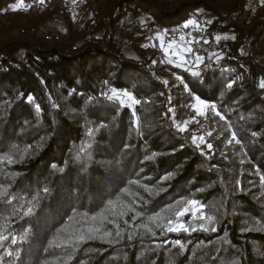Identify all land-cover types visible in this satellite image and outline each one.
I'll use <instances>...</instances> for the list:
<instances>
[{"label":"trees","instance_id":"obj_1","mask_svg":"<svg viewBox=\"0 0 264 264\" xmlns=\"http://www.w3.org/2000/svg\"><path fill=\"white\" fill-rule=\"evenodd\" d=\"M94 1L99 5L96 24L107 28L95 43L80 45L75 52L64 41L48 43L38 35L0 40V140L7 138L0 144V157L12 155L15 161L0 162V234L19 236L30 230L22 246L19 240L12 246L10 239L0 244L14 252L11 259L4 257V264H213L214 258L215 264H264V90L259 88L264 64L254 55L264 45V5L260 0ZM16 2L0 0V36L48 21L73 29L63 0H23L21 10L13 11ZM141 15L167 37L192 34L198 40L205 36L211 45L222 44L223 58L206 60L210 67L203 69V84L183 68L169 65L166 69L181 81L169 86L159 80L150 66L155 51L141 49L149 42L147 36L129 42L134 56L110 46L106 30L126 29ZM188 19L205 29L183 28ZM208 20L212 23L206 24ZM233 34L236 40L224 39ZM122 68L129 79L120 82V89L126 84L141 101L132 108L101 95H111ZM236 76L242 79L227 90V81ZM105 80L110 83L105 85ZM184 82L213 99L225 119L208 109L206 116H196L187 106L194 99ZM21 93L32 95L34 102L25 98L20 103ZM169 107L173 112L166 116ZM173 115L175 123L186 127L184 133L175 129ZM232 131L244 141L246 152L234 141L228 143ZM194 136L196 143L203 138L213 145L207 156L194 146ZM202 146L208 152L206 144ZM153 153L152 160L145 159ZM81 160L87 161V171ZM168 173L172 176L163 180ZM5 190L15 198L12 204L2 195ZM141 197L160 213V222L175 220L195 199L204 214L184 222L208 225L202 217L211 215L219 231L169 234L171 242L184 241L183 250L174 243L153 247L150 237L128 243L126 234L114 246L95 239L73 247L89 229L104 226L115 232L107 220L118 221L123 230L121 213L149 206ZM30 206L39 215L21 224Z\"/></svg>","mask_w":264,"mask_h":264},{"label":"snow or ice","instance_id":"obj_2","mask_svg":"<svg viewBox=\"0 0 264 264\" xmlns=\"http://www.w3.org/2000/svg\"><path fill=\"white\" fill-rule=\"evenodd\" d=\"M45 0H37V3L43 4ZM261 4L264 5V0H260ZM24 6L23 0H17L16 3L12 5V10L13 11H19L21 8ZM28 8L31 7V5H27ZM197 21H194L192 19H188L184 24L183 28L187 29L190 25H195L197 24ZM206 24H211L212 21L208 20L205 22ZM166 34V33H165ZM221 37L217 36L216 39L219 40ZM224 39H229L228 36H225ZM230 39L236 40V36L233 34ZM197 43H204L207 44L209 43L208 40H204L201 38V40H196L193 38V40L190 42V44L183 49L181 52L180 49H176L173 47H168L165 48L163 43H161V49L164 53V56H173L177 53H179L181 59V63L178 64V67L183 68L185 71H187L191 76L195 77L196 79H199L201 81V84L204 83L202 76H203V69L210 67L208 63H206V57L201 55L195 48V45ZM143 46V45H142ZM154 46V45H153ZM240 54L245 55L243 49H240ZM222 55L217 52H210L207 56V60H215V61H220L222 59ZM191 59V62L189 60ZM165 61L162 59L160 63H164ZM175 59L168 60L167 63H174ZM153 64H156L157 61H153ZM134 70V69H133ZM129 79L127 75V70L126 69H121L120 74L117 76V86H113L110 88L111 95H108L107 93H102V96H105L107 100L113 101L119 100V103L121 105H125V100L123 98H127L129 101H131L132 105H138L140 104V100L136 98L133 92H129L127 90V85L125 84V87L123 89H120L119 84L120 82L127 81ZM177 79H181L178 77ZM242 79L240 76H236L235 78H229L227 81L225 88L227 90L233 89L235 83L237 80ZM105 85H108L110 83L109 80L104 81ZM165 84L168 83V81H164ZM184 88L185 91L188 93L189 97L193 98L195 100V104H189L187 106L191 107L198 115L200 116H206V112L202 111V109H208V110H216V115L220 117V119H225L223 115H221L220 111L218 110L217 104L214 102L213 99L203 97L201 94L196 93L192 87H190L187 82H184ZM259 88L261 90H264V77H261L260 83H259ZM223 95V93H221ZM26 98L27 103H32L34 102V97L29 94L21 93V100L19 101L20 103H24ZM169 102L171 104V99L169 98ZM36 111L40 112L41 108L40 105H36ZM173 109L172 107L168 108V112L165 113L167 116L168 113H172ZM176 117L175 115L172 116V121L175 126V129L177 130L178 133H184L186 131V127H182L180 124L175 123ZM28 124V122H25ZM187 122H185L186 124ZM29 127L31 126L30 124L28 125ZM102 127L104 125H101ZM229 129H231V125H229ZM91 133V130H90ZM53 135H55V132H53ZM251 135L253 137L258 136V133L255 131H252ZM7 138L5 137V140ZM196 137H193V144L197 148V150L200 151L202 155H208L212 148L213 145L210 143L204 142L203 138H201L202 143H196ZM5 140H0V144L5 143ZM235 142L236 145L240 146L241 151L246 152V149L244 147V141L238 136L236 131L231 132V139L228 141L229 144L232 142ZM203 144H206V148L208 149V152L204 151V146ZM132 146L131 145H124L125 150H130ZM181 148H183V145H180ZM4 149H0V151H3ZM175 151V149H173ZM156 154L153 153L152 156H146V160H152L153 156ZM222 156H224L225 159H227V156L225 153H221ZM79 159V158H77ZM7 162L9 165L14 164L15 161L12 157V155H7L4 157H0V162ZM81 164L83 165L85 171H87V161H80ZM53 169L57 168L56 164H53L51 166ZM212 167H216V165H212ZM60 173H64L65 169L60 168L59 169ZM172 176V173H168L163 177V180L167 181L170 177ZM137 181H131V183H136ZM239 183V182H238ZM242 188V185H241ZM44 193L46 195L49 194V189L47 187L44 188ZM126 192L127 189H124ZM161 191H164L161 189ZM203 191V189H201ZM7 199L8 204H12L14 202V197H11L8 195L7 190L2 193ZM143 200V198H140ZM112 201H109V204H111ZM144 205H149V201L143 200ZM189 207L184 210V211H178L176 213V219L173 220L171 218L167 219L166 222H160L158 217L160 216L159 212H153V209L150 207H144L143 210H138L136 207H129L127 213H121V217H124L123 224H124V229H121V224L118 221H113V220H107L108 224H114L116 231L112 232L109 230L107 227H98L94 229H89L85 234L81 235L76 243L73 244V247L76 248L80 244L86 243L91 240L99 239L103 242H106L109 245H118L121 244L125 240V234H126V240L128 243H133L136 239H139L141 243L144 242V240L147 237H150L151 240V245L153 247H157L160 245H167L169 247L172 246L174 243L175 246L183 250L184 246V241L181 239H176L174 242H171L167 239V236L169 234H185L188 236H191L194 232L201 231V232H211V233H217L219 229L215 226V221L213 216L209 215L207 217H202V219H206L209 223L208 225L205 224H199L198 226H192L191 224H186L184 221L186 220L187 217L189 216H197L200 217V212L195 211L192 206L197 204V201L195 199L191 200L188 202ZM75 211V209H73ZM128 213H132L131 215V221L127 219ZM152 213V214H150ZM24 219L21 221V224L24 223H31V220L34 219L36 216L39 215V212H35L33 207H28L27 212L23 213ZM92 219H96L95 216L92 217ZM147 220V223H139L141 220ZM140 229H143L144 231H140ZM135 230V231H133ZM226 235V234H225ZM30 238V230L25 228L19 236L17 235H12V236H6L3 234H0V244H3L4 242H7L9 239L11 240V245L12 246H17L18 240L19 244L22 246L27 243L28 239ZM198 243L203 244L206 243V241H199ZM0 251H3L4 256H0V264H4V257H7L11 259L13 257V249H4L0 248ZM18 252V249H16ZM17 260H19V256H17ZM158 264V261L156 262ZM213 264H215V258L213 259Z\"/></svg>","mask_w":264,"mask_h":264},{"label":"rangeland","instance_id":"obj_3","mask_svg":"<svg viewBox=\"0 0 264 264\" xmlns=\"http://www.w3.org/2000/svg\"><path fill=\"white\" fill-rule=\"evenodd\" d=\"M63 1H65V0H63ZM94 2H95L94 0H88V5L86 8H83L81 11H79L77 13H73L72 15L69 14L70 23L73 26V29L71 31H68L67 26L65 24L56 23L53 25V23H50L49 21L47 22L46 25H38V26H35V23H30L28 25V27H36L38 29L46 30V32L50 31L51 33H56V34L58 33L59 35H61L62 41L68 43L71 46L79 45L81 39L86 35L88 36L89 30L92 28L94 29V33L92 34L93 36L90 38L91 39H95L97 37L101 38L103 36L107 26L105 23L101 24V26H98L96 24V21H97L96 15L98 14L99 5L95 6ZM219 2H221V4H222V3H226L227 0H219ZM250 2H251V0H250ZM247 9H249V6L247 7ZM194 21H197V20H194ZM197 22L198 23L195 25H190L192 30L203 31L205 29V25L199 21H197ZM20 29L21 28H19L18 30H20ZM154 29L156 31L152 32V30H154ZM18 30L14 31V33H12L11 35L0 36V40L3 37H5V38L2 40H5L9 36H13V35H17V37H18L19 36ZM106 31L110 35L111 40H116L120 44V46L124 48V52L127 55H131V56H134V50H132L129 47V42H132V40H134V38L136 39V38H141V37L147 36L149 38V42L147 44H143L141 49L144 52H147L149 49L155 51L156 57L153 61H157V63L153 64L152 63L153 61H152L150 63V66L153 68V71H154V74L156 75V77L159 80H161L163 83H164V81H168L167 84H169V86H171V85L177 86L176 85L177 82L181 81V79H177L178 76L172 75L171 72L166 69V66L167 65L177 66L178 64L181 63L182 58L180 57L179 53H177L175 55V57H173L171 55L165 57L164 53L161 49V43H163L165 48L173 47L176 49H180V51L182 52L183 49L190 44V42L193 40V38H195L192 34H183V35H179L176 37H167L168 35L165 34L166 32L164 30L157 28L149 17L143 16V15L140 16V18L138 19V21L136 23L130 25L126 29H122V28L117 27L114 29L106 30ZM19 37H21V36H19ZM202 37L204 40H206L205 36H202ZM196 40H198V39H196ZM208 46H214V45H211L210 43H207L205 46L200 44V43H197L195 45L196 50L201 55L205 56L206 60H207V56L210 52L219 53L218 50H213L211 48H208ZM254 55H255L256 60L260 64L263 65L264 64V45L263 46L260 45L258 52ZM162 59L165 61L164 63H160V61ZM172 59H175L174 63H167L168 60H172ZM189 62H191V59L189 60ZM262 77H264V76H262ZM123 99L125 100V105H127L131 108L133 107L131 101H129L127 98H123ZM193 104H195V100H194ZM202 111H205V109H202ZM196 116H199V115L196 113ZM192 207L194 208V212L199 211L201 215L204 214V208L202 206L194 205ZM191 217L194 218L195 215H193Z\"/></svg>","mask_w":264,"mask_h":264},{"label":"built area","instance_id":"obj_4","mask_svg":"<svg viewBox=\"0 0 264 264\" xmlns=\"http://www.w3.org/2000/svg\"><path fill=\"white\" fill-rule=\"evenodd\" d=\"M65 4H66V10L69 14H73V13H77L79 11H81L83 8H86L88 5L87 0H65ZM94 33V29H90L89 30V35L84 36L79 45H74L71 46V50L73 52L77 51L80 47V45L83 44H93L95 43L94 39H91L90 37H92ZM20 36H25V35H39L45 42L48 43H55V42H61L62 41V37L61 35H59L58 33H49L46 32L42 29H38L36 27H28V28H22L19 30L18 33ZM4 39V38H2ZM221 43H217L214 46H208V48H211L213 50H220L221 48ZM110 46H112L113 48H115L116 50H118L121 53H124V48L120 46V44L116 41V40H111L110 42Z\"/></svg>","mask_w":264,"mask_h":264}]
</instances>
